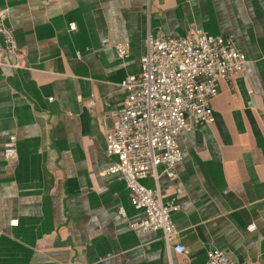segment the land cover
Here are the masks:
<instances>
[{"label":"crops","instance_id":"obj_1","mask_svg":"<svg viewBox=\"0 0 264 264\" xmlns=\"http://www.w3.org/2000/svg\"><path fill=\"white\" fill-rule=\"evenodd\" d=\"M0 6L25 62L0 69V264H206L212 248L237 264H264V0ZM195 32L232 34L246 62L220 82L214 123L192 120L177 136V179L142 180L178 205L172 220L185 250L177 253L159 230L131 228L143 213L125 183L105 172L113 159L105 134L126 97L121 83L139 72L147 35ZM119 43L129 46L123 59ZM11 135L15 151L5 160Z\"/></svg>","mask_w":264,"mask_h":264},{"label":"built area","instance_id":"obj_2","mask_svg":"<svg viewBox=\"0 0 264 264\" xmlns=\"http://www.w3.org/2000/svg\"><path fill=\"white\" fill-rule=\"evenodd\" d=\"M152 1L146 0L147 7ZM8 15V9L0 6V69L23 68V54L5 23ZM69 28L75 30V25ZM114 49L123 59L129 46L119 43ZM10 56L14 63L9 62ZM245 62L232 34L147 35L139 72L126 76L121 83L126 97L118 110L110 112L113 127L105 134L106 153L113 158L105 172L125 183L131 204L143 213L130 223L137 234L159 230L168 249L177 253L185 250L177 242L178 230L172 220L177 203L173 199L163 201L159 188H149L142 180L152 177L157 182L161 173L170 181L177 179V166L183 158L177 136L192 120L196 126L214 123L211 103L220 82H229ZM14 151L15 136L11 135L2 149L3 159L11 158ZM118 212L125 215L122 207ZM9 225L17 226L18 219H10ZM253 228L254 224L248 226ZM206 264L237 262L224 250L212 248L206 253Z\"/></svg>","mask_w":264,"mask_h":264}]
</instances>
